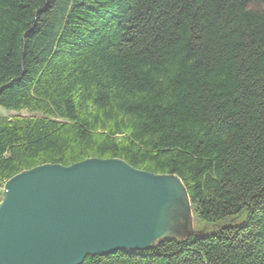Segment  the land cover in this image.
Here are the masks:
<instances>
[{"label": "trees", "instance_id": "1", "mask_svg": "<svg viewBox=\"0 0 264 264\" xmlns=\"http://www.w3.org/2000/svg\"><path fill=\"white\" fill-rule=\"evenodd\" d=\"M0 108V202L119 159L178 176L207 230L83 264H264V0H0Z\"/></svg>", "mask_w": 264, "mask_h": 264}, {"label": "water", "instance_id": "2", "mask_svg": "<svg viewBox=\"0 0 264 264\" xmlns=\"http://www.w3.org/2000/svg\"><path fill=\"white\" fill-rule=\"evenodd\" d=\"M176 175L119 159L46 164L10 179L0 203V264H83L89 256L148 252L202 237Z\"/></svg>", "mask_w": 264, "mask_h": 264}, {"label": "rangeland", "instance_id": "3", "mask_svg": "<svg viewBox=\"0 0 264 264\" xmlns=\"http://www.w3.org/2000/svg\"><path fill=\"white\" fill-rule=\"evenodd\" d=\"M22 114L26 115L25 113H22ZM0 115H2L4 117H7V118H10V117L18 116V113H16V112H8V111L0 108ZM194 223H195V220H194ZM194 226H196V225L194 224Z\"/></svg>", "mask_w": 264, "mask_h": 264}, {"label": "bare ground", "instance_id": "4", "mask_svg": "<svg viewBox=\"0 0 264 264\" xmlns=\"http://www.w3.org/2000/svg\"><path fill=\"white\" fill-rule=\"evenodd\" d=\"M6 183H7V182H6ZM6 183H5V185H6ZM5 185H4V187H5ZM2 195H3V194H2ZM1 202H2V198H1ZM1 202H0V203H1ZM194 224H195V223H194Z\"/></svg>", "mask_w": 264, "mask_h": 264}]
</instances>
